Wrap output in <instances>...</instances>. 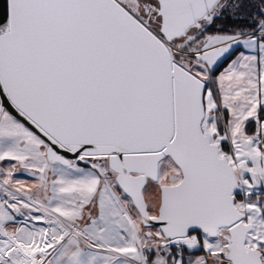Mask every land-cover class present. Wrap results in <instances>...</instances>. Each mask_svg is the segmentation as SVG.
<instances>
[{"label": "snow or ice", "instance_id": "obj_1", "mask_svg": "<svg viewBox=\"0 0 264 264\" xmlns=\"http://www.w3.org/2000/svg\"><path fill=\"white\" fill-rule=\"evenodd\" d=\"M0 264H264V0H2Z\"/></svg>", "mask_w": 264, "mask_h": 264}, {"label": "trees", "instance_id": "obj_2", "mask_svg": "<svg viewBox=\"0 0 264 264\" xmlns=\"http://www.w3.org/2000/svg\"><path fill=\"white\" fill-rule=\"evenodd\" d=\"M217 23L219 24V21H218ZM224 23H225V25H227V26H231L233 22L230 21V20H226ZM215 27H216V26L214 25L213 28L210 29V31H213V30L215 29ZM221 64H222L223 66H226V64H225L224 62H222ZM222 69H223L222 66L219 67V70H220V71H222ZM217 74H218V73H217Z\"/></svg>", "mask_w": 264, "mask_h": 264}, {"label": "rangeland", "instance_id": "obj_3", "mask_svg": "<svg viewBox=\"0 0 264 264\" xmlns=\"http://www.w3.org/2000/svg\"><path fill=\"white\" fill-rule=\"evenodd\" d=\"M19 176H20V178H22V179H26V180H31V178L30 177H26V176H24L23 174H19Z\"/></svg>", "mask_w": 264, "mask_h": 264}, {"label": "water", "instance_id": "obj_4", "mask_svg": "<svg viewBox=\"0 0 264 264\" xmlns=\"http://www.w3.org/2000/svg\"><path fill=\"white\" fill-rule=\"evenodd\" d=\"M0 11H2V0H0Z\"/></svg>", "mask_w": 264, "mask_h": 264}, {"label": "crops", "instance_id": "obj_5", "mask_svg": "<svg viewBox=\"0 0 264 264\" xmlns=\"http://www.w3.org/2000/svg\"><path fill=\"white\" fill-rule=\"evenodd\" d=\"M234 51H236V50H234ZM233 58H234V57H233ZM222 62H223V61H222ZM222 62H221V63H222ZM222 70H223V69H222Z\"/></svg>", "mask_w": 264, "mask_h": 264}]
</instances>
